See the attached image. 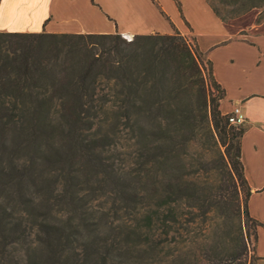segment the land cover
<instances>
[{
  "label": "trees",
  "instance_id": "trees-1",
  "mask_svg": "<svg viewBox=\"0 0 264 264\" xmlns=\"http://www.w3.org/2000/svg\"><path fill=\"white\" fill-rule=\"evenodd\" d=\"M207 2L223 21L260 9L264 22V0ZM225 96L212 62L178 32L130 42L0 32V261L147 264L164 244L182 245L180 264L241 260L264 224L248 209L247 127L222 113ZM100 116L113 118L114 132L89 138ZM117 122L133 140L128 171L104 155ZM97 195L113 200L112 221L89 210L85 200ZM60 210L69 217L54 219ZM212 211L221 239L204 245L197 230Z\"/></svg>",
  "mask_w": 264,
  "mask_h": 264
},
{
  "label": "crops",
  "instance_id": "crops-1",
  "mask_svg": "<svg viewBox=\"0 0 264 264\" xmlns=\"http://www.w3.org/2000/svg\"><path fill=\"white\" fill-rule=\"evenodd\" d=\"M259 14L254 9L223 21L207 0H0V32L130 37L178 32L195 41L226 92L222 113L239 106L246 119L242 162L251 189L248 209L264 224V23L256 22ZM255 256L258 264L264 262L263 227Z\"/></svg>",
  "mask_w": 264,
  "mask_h": 264
},
{
  "label": "rangeland",
  "instance_id": "rangeland-1",
  "mask_svg": "<svg viewBox=\"0 0 264 264\" xmlns=\"http://www.w3.org/2000/svg\"><path fill=\"white\" fill-rule=\"evenodd\" d=\"M234 1H239V0H234ZM241 3V2H240ZM257 11H260V14L263 12L260 9H257ZM259 14V15H260ZM264 23V22H263ZM189 36L192 38L193 35L191 33H189ZM125 39V38H124ZM134 39V37H131L129 39H125L126 41H132ZM214 95L217 94V92L215 90H213ZM89 120V119H88ZM89 121H93V122H89L92 123V125L90 124V126H92L93 128L88 132V137L92 138L94 135V137H101L102 133L107 132V128H109L110 132H114L113 130V123L114 120L113 118L110 117H105V116H100L96 119H90ZM127 125H124L123 122H117V129L115 128L116 132L119 134L118 138L116 141L111 140V147H107L105 149L104 155L105 158L108 159V161L110 163L115 164V167L119 168V169H125V171H128V169L131 168V158L130 155L131 153L134 151L133 147H132V143L133 140H131V136L129 134V130L127 129ZM104 128H106L104 130ZM209 154L206 155V158L208 159ZM205 158V159H206ZM102 176H100L101 178ZM59 187V188H58ZM56 189H61L60 186H57ZM59 191V190H58ZM102 194V193H101ZM99 194V195H101ZM85 202L88 204L89 210H91L92 214L95 217H98L99 219H103L106 218L109 221L110 220V216L109 213L111 207L113 206V200L111 198H109V196L107 197H98L97 196H92L90 198H87L85 200ZM54 217V219H66L68 216V213L66 210H60L58 212H53L52 213ZM95 217L93 218L95 220ZM117 219H123V221L127 224H134V219H135V215H131L129 216V214H124L123 212H119L118 214H116ZM108 221V223H109ZM223 224V219L222 217L219 215V213H215L214 211L210 212L208 215V219L206 221V223H204L202 226H200V229L197 230L198 234L200 235V237L197 239L199 242H201L204 245H208L211 244L213 242V240L215 239L216 235L218 232V237H216V239L218 240V242L220 241V231H221V227ZM159 227L156 228V234H159ZM159 236V235H158ZM156 240H159L158 237H156ZM161 238V237H159ZM185 247V248H184ZM183 250L188 249L186 248L187 246H184ZM192 247V246H191ZM194 247V246H193ZM255 247H256V242L254 241V238L252 237L250 239L249 242V251L248 254L246 256H244L243 258H241V260L238 261H221L218 262V264H258L256 261L257 257L255 256ZM182 245H173L170 247L164 245L160 246V250L162 251V255L160 257H155L154 259H151L149 261H147V264H180L181 262H173V258L175 257H179V255L181 254V249ZM180 250V251H179ZM174 252L175 256L171 257V253ZM203 264H213L212 262H208V261H204L202 262ZM0 264H9V263H5V261L1 262ZM10 264H25L24 261H22V259L17 258L15 260H13ZM261 264H264V262H262Z\"/></svg>",
  "mask_w": 264,
  "mask_h": 264
},
{
  "label": "built area",
  "instance_id": "built-area-1",
  "mask_svg": "<svg viewBox=\"0 0 264 264\" xmlns=\"http://www.w3.org/2000/svg\"><path fill=\"white\" fill-rule=\"evenodd\" d=\"M122 36L125 39L131 38L128 35H122ZM228 117H229L230 123L236 126L243 125L245 124V121H246L243 115V112L239 106L235 107L234 110L228 114Z\"/></svg>",
  "mask_w": 264,
  "mask_h": 264
}]
</instances>
